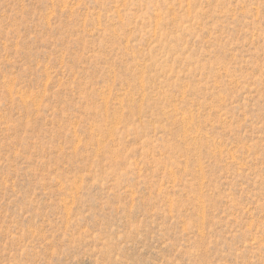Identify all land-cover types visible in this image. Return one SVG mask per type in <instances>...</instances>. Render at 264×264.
<instances>
[{"label": "rangeland", "instance_id": "rangeland-1", "mask_svg": "<svg viewBox=\"0 0 264 264\" xmlns=\"http://www.w3.org/2000/svg\"><path fill=\"white\" fill-rule=\"evenodd\" d=\"M0 264H264V0H0Z\"/></svg>", "mask_w": 264, "mask_h": 264}]
</instances>
